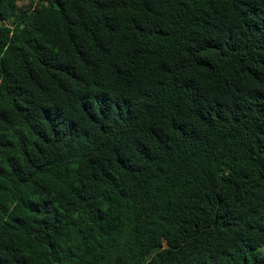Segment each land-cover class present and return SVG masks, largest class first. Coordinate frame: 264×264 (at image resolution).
<instances>
[{
    "label": "trees",
    "instance_id": "trees-1",
    "mask_svg": "<svg viewBox=\"0 0 264 264\" xmlns=\"http://www.w3.org/2000/svg\"><path fill=\"white\" fill-rule=\"evenodd\" d=\"M0 0V264H264V0Z\"/></svg>",
    "mask_w": 264,
    "mask_h": 264
},
{
    "label": "rangeland",
    "instance_id": "rangeland-1",
    "mask_svg": "<svg viewBox=\"0 0 264 264\" xmlns=\"http://www.w3.org/2000/svg\"><path fill=\"white\" fill-rule=\"evenodd\" d=\"M36 0H23V1H21L19 4H18V6L19 7H23V6H27V5H29L31 2H35Z\"/></svg>",
    "mask_w": 264,
    "mask_h": 264
},
{
    "label": "built area",
    "instance_id": "built-area-1",
    "mask_svg": "<svg viewBox=\"0 0 264 264\" xmlns=\"http://www.w3.org/2000/svg\"><path fill=\"white\" fill-rule=\"evenodd\" d=\"M37 1V0H36Z\"/></svg>",
    "mask_w": 264,
    "mask_h": 264
}]
</instances>
